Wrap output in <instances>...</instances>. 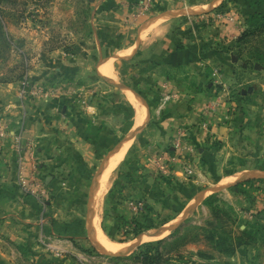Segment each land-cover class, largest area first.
Segmentation results:
<instances>
[{
  "label": "rangeland",
  "instance_id": "374dc122",
  "mask_svg": "<svg viewBox=\"0 0 264 264\" xmlns=\"http://www.w3.org/2000/svg\"><path fill=\"white\" fill-rule=\"evenodd\" d=\"M114 1L0 0V144L10 140L15 153L24 144L2 120L9 113L5 101L33 104L53 99V112L60 121L66 116L68 125L66 114L70 117L73 112L69 105L83 113L81 105L91 96L96 106L104 105L102 115L112 117L106 136L113 141L102 150L96 146L88 151L84 147L92 142L83 141L88 156L81 158L82 165L74 173H67L68 181L58 183L53 195L41 182L35 191L22 190L47 224L35 242L43 252L42 264L50 260L53 264H142L130 258L133 251L152 258L159 254L152 264H264V178L204 194L176 230L145 238L121 256L100 254L89 241L87 205L95 173L110 150L139 126L134 108L139 121L144 116L130 90L146 103L142 102L148 119L145 116V125L123 143L126 152L107 188L101 194L94 189L91 199L93 214L100 216L98 228L116 247L110 252L126 249L142 232L178 220L200 191L264 170V29L259 30L264 0ZM206 9L195 15L199 27L192 23L193 30L187 24L181 29L195 17L190 13ZM165 12L175 13L164 15L173 22L168 37L185 39L196 30L202 38V31L213 23L228 27L213 39L224 46L220 52L231 50L242 64L215 61V79H204L197 95L195 91L185 96L176 87H159L157 81L143 79L146 67L140 71L133 62L136 58L120 60L124 53L119 49L140 40L147 23ZM216 13L220 15L215 17ZM253 30L255 35L237 41ZM96 40H100V58L111 59L112 77L97 71ZM225 40L232 41L228 48ZM11 87L16 90L13 95L6 91ZM191 105L195 114L184 115L193 109ZM31 111L27 108L23 115L28 117ZM203 123L208 130H202ZM87 129L93 130L90 124Z\"/></svg>",
  "mask_w": 264,
  "mask_h": 264
},
{
  "label": "crops",
  "instance_id": "0c3cea01",
  "mask_svg": "<svg viewBox=\"0 0 264 264\" xmlns=\"http://www.w3.org/2000/svg\"><path fill=\"white\" fill-rule=\"evenodd\" d=\"M117 1H114V4ZM165 17L148 22L140 40H134L131 43L133 45L119 49L124 53V56H120L119 59L133 60L136 58L133 62L136 61L135 65L139 66L140 71H143V67H146V71H143L142 74L143 79L157 81L159 87L165 84L166 88L176 87L179 91H183L185 96L187 92L195 91H197L195 93L197 95L201 89V87L198 88V85L204 79H215V61L222 60L224 62V60H227L231 62V55L234 52L231 50L227 54L220 52L224 50V46L219 45L220 40H214L215 33H225L229 28L213 23L211 26L206 27L207 32L202 31V35L204 34L202 38L197 37L195 30L193 36L179 39V35H177V39V37H172L173 35L168 37L171 34L173 22L167 21L168 18ZM193 18H188L181 29L186 24L190 25L191 28H195L193 24L199 27L201 21L198 20L197 16ZM150 30L151 32L148 35ZM145 31H147V36L144 39L143 34ZM206 36L214 39L209 40ZM99 42L100 40H96L100 60L96 66L97 71L104 75V68L108 67V70L111 71L109 77H112L114 70L111 59L100 58L102 51ZM231 43V40H225L224 45L228 48ZM209 63L214 64V66L209 65ZM210 85L211 82L206 84V90L211 88ZM12 88L6 89L8 92L11 91L9 92L11 95L16 93V90ZM5 95H7V92H5ZM132 96L133 99L138 100L137 97ZM129 100L131 102V99ZM50 101L33 102V104L5 101L3 104V107L9 110V113L6 118L8 121L3 118L2 120L9 127V131L20 136L25 145L22 144V150L15 153L14 145L10 140L3 142L2 145L0 144V264H42L41 254L43 252L35 242L36 237H38V240L41 239L44 230L47 229V224L44 218L41 219L40 212H37L35 202L30 200V196L23 193L22 190L32 189V191H35L38 187L37 183L41 182L51 190L50 194L53 195V189L57 188L58 183L69 180L67 173H74L76 167L82 165L81 158L88 156V153L84 152L85 150L88 151L96 146L102 150L113 141L111 137L106 136V134H109L107 125L110 124L112 117L102 115L105 113L102 110L104 105L98 103L96 106L95 100L91 96L87 98L86 105H81L84 110L83 113L76 108L78 106L69 105L73 112H71L72 116L70 117L69 114H66L68 125L65 124L63 118L66 119V116L62 117L61 114L63 120L60 121V116L53 112V99ZM138 101L142 104L144 116L142 121H139L134 108V118L136 125L140 126L144 123L146 112L142 101L140 99ZM27 108L32 109L28 117L23 115V111L26 112ZM15 109L19 110V114L14 111ZM195 109L193 106V109L185 111L184 115H194ZM33 111L35 112L33 113ZM36 113H38V116ZM89 124L93 128L92 131L87 129ZM83 141H89L96 145L90 143L84 147L83 151ZM126 146L127 144L118 147L119 149L117 148L118 150L113 153L112 158L108 159L101 172L102 177L110 162L122 149H125V154ZM199 150L202 151V148H199ZM88 163L86 161V164ZM102 177L99 178L95 189H97ZM31 205L33 212L31 211ZM50 207L53 214V200ZM65 236H71V234L65 233ZM37 248H40V250H37ZM24 251L27 255H22ZM48 264H53V260H50Z\"/></svg>",
  "mask_w": 264,
  "mask_h": 264
},
{
  "label": "water",
  "instance_id": "95a60500",
  "mask_svg": "<svg viewBox=\"0 0 264 264\" xmlns=\"http://www.w3.org/2000/svg\"><path fill=\"white\" fill-rule=\"evenodd\" d=\"M214 7V6H213ZM212 7V8H213ZM209 9H206V10H201V11H195L193 13H190V14H193L194 16L195 15H199V14H203V13H206L208 12ZM173 12H165L163 13L162 15L160 16H164V15H167V14H172ZM175 14V13H173ZM154 20V19H152ZM231 60L233 61H236L238 64H242V60L238 59V57L234 54L231 55ZM107 80V79H106ZM108 82L111 83V81L107 80ZM112 84L118 86V87H121V88H127L126 86H123V85H120V84H116V83H113ZM129 89V88H127ZM133 94H135L137 97L140 98V100L145 104L146 106V103L144 102V100L135 92H133L132 90H130ZM148 119V114H147V117H146V121ZM146 121L136 127L130 134L129 136H127L126 138L122 139L108 154L107 156L103 159L101 165L99 166V168L97 169L96 173H95V176H94V180L91 184V187H90V194H89V202H88V213H87V219H86V228H87V233H88V239L89 241L91 242L92 246L95 248V250L97 252H99L100 254H103V255H108V256H121L123 254H126V253H129L132 251V249L141 241L143 240V238L145 237H152V236H157L159 234H162L164 232H170V231H174L176 230L181 224L182 222L189 216V214L193 211V209L196 207V205L198 204L200 198L204 195V194H207V193H210V192H214V191H217V190H222V189H226V188H229V187H232V186H235L237 185L238 183L240 182H244V181H247V180H251V179H254V178H264V170H258V171H255V172H251V173H248L246 174L245 176L239 178L238 180L236 181H233V182H230V183H225V184H217L215 186H212V187H208L202 191H200L195 199H194V202L191 204L190 208H188L184 214L178 219L176 220L175 222H172V223H167L165 225H162L160 227H156L152 230H148V231H145V232H142L141 234H139L134 242L129 246L127 247L126 249L124 250H121V251H117V252H110V251H107L105 249H103L102 247H100V245L98 244V242L96 241L95 239V236H94V228H93V209L91 208V199H92V196H93V193H94V189H95V186L97 185L98 183V180H99V177L101 175V172L106 164V162L108 161V159L113 155V153L117 150V148L122 144L124 143L125 141H128L130 140L131 138H133V135L134 133L139 130L142 126L145 125Z\"/></svg>",
  "mask_w": 264,
  "mask_h": 264
},
{
  "label": "bare ground",
  "instance_id": "6f19581e",
  "mask_svg": "<svg viewBox=\"0 0 264 264\" xmlns=\"http://www.w3.org/2000/svg\"><path fill=\"white\" fill-rule=\"evenodd\" d=\"M103 65V64H102ZM106 66V65H105ZM104 75L109 77L111 76V71L108 70V67H105L104 68V71H103ZM136 98V97H135ZM139 100V98H138ZM136 100L135 101V104L137 106L138 109L141 110V113L144 114V111H143V108H142V104L140 103V101ZM138 112V111H137ZM139 114V113H138ZM123 145V144H122ZM120 147V146H119ZM124 151L125 150H121L114 158L113 160L110 162V164L108 165V168L105 170L104 174H103V177L101 179V182L99 183L97 189H96V193L97 194H101L102 191L105 189L108 181H109V178L112 174V172L114 171V169L116 168V166L118 165L119 161L121 160L123 154H124ZM116 154V153H115ZM114 154V155H115ZM112 158V157H111ZM99 177V178H101ZM108 186V185H107ZM96 187V186H95ZM107 188V187H106ZM103 195V194H102ZM99 196V195H98ZM97 200V198H96ZM99 215V214H98ZM97 214H93V227H94V236H95V239L96 241L98 242V244L100 245V247H102L103 249L107 250V251H113L115 250V246H113L104 236H103V233L101 232V230L98 228V225H99V217H98ZM166 233V232H165ZM163 233V234H165ZM160 235V234H159ZM146 239L148 238H153V237H145ZM143 238V239H145Z\"/></svg>",
  "mask_w": 264,
  "mask_h": 264
},
{
  "label": "trees",
  "instance_id": "16d2710c",
  "mask_svg": "<svg viewBox=\"0 0 264 264\" xmlns=\"http://www.w3.org/2000/svg\"><path fill=\"white\" fill-rule=\"evenodd\" d=\"M253 19H255L256 21H258V16H257V15L253 16ZM263 29H264V21H262V22L259 24V30L262 31ZM251 35H255V30L244 32V33L242 34V36H240V37L238 38L237 41H239V42L244 41V40H246V39H247L249 36H251ZM220 244H221V246H222V245H223V242L221 241ZM160 257H161V256H160L159 254H157V255H155V256L152 258V257L150 256V254L142 255V254L136 253L135 251H133V252L131 253V256H130V258H133V259H140V262H141L142 264H152V262H153L154 260L157 261V260L160 259Z\"/></svg>",
  "mask_w": 264,
  "mask_h": 264
},
{
  "label": "built area",
  "instance_id": "2783aa9c",
  "mask_svg": "<svg viewBox=\"0 0 264 264\" xmlns=\"http://www.w3.org/2000/svg\"><path fill=\"white\" fill-rule=\"evenodd\" d=\"M220 14H215V17H218ZM193 18V17H192ZM212 109H214V108H212ZM202 130H204V131H206V130H208V125L206 124V123H203V129ZM0 134H3V133H0Z\"/></svg>",
  "mask_w": 264,
  "mask_h": 264
}]
</instances>
